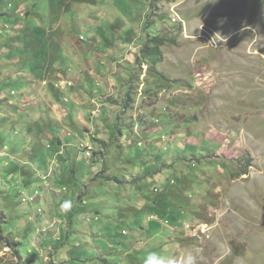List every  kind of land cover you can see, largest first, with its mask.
I'll return each mask as SVG.
<instances>
[{"label": "rangeland", "instance_id": "374dc122", "mask_svg": "<svg viewBox=\"0 0 264 264\" xmlns=\"http://www.w3.org/2000/svg\"><path fill=\"white\" fill-rule=\"evenodd\" d=\"M150 254L264 264V0H0V264Z\"/></svg>", "mask_w": 264, "mask_h": 264}, {"label": "trees", "instance_id": "16d2710c", "mask_svg": "<svg viewBox=\"0 0 264 264\" xmlns=\"http://www.w3.org/2000/svg\"><path fill=\"white\" fill-rule=\"evenodd\" d=\"M167 41L174 42V40L164 36V35H155L153 36L148 43L144 45L142 52L145 55H157L162 54L160 47H162ZM131 101V99H130ZM244 174H247V171H243ZM18 244V243H17Z\"/></svg>", "mask_w": 264, "mask_h": 264}, {"label": "clouds", "instance_id": "9594fccd", "mask_svg": "<svg viewBox=\"0 0 264 264\" xmlns=\"http://www.w3.org/2000/svg\"><path fill=\"white\" fill-rule=\"evenodd\" d=\"M155 254H150L149 258L145 260L144 264H152V257ZM160 264H172V261H165L163 259L160 260Z\"/></svg>", "mask_w": 264, "mask_h": 264}, {"label": "crops", "instance_id": "0c3cea01", "mask_svg": "<svg viewBox=\"0 0 264 264\" xmlns=\"http://www.w3.org/2000/svg\"><path fill=\"white\" fill-rule=\"evenodd\" d=\"M35 186V185H34ZM31 189H33V187H31Z\"/></svg>", "mask_w": 264, "mask_h": 264}, {"label": "built area", "instance_id": "2783aa9c", "mask_svg": "<svg viewBox=\"0 0 264 264\" xmlns=\"http://www.w3.org/2000/svg\"><path fill=\"white\" fill-rule=\"evenodd\" d=\"M31 199L33 200V197Z\"/></svg>", "mask_w": 264, "mask_h": 264}]
</instances>
